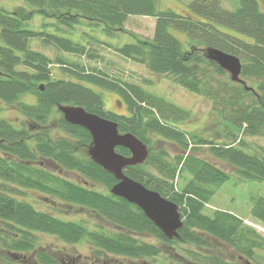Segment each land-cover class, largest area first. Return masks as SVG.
Here are the masks:
<instances>
[{
  "label": "trees",
  "instance_id": "16d2710c",
  "mask_svg": "<svg viewBox=\"0 0 264 264\" xmlns=\"http://www.w3.org/2000/svg\"><path fill=\"white\" fill-rule=\"evenodd\" d=\"M20 1L28 9L0 8V104L17 113L13 120L0 118V264L18 263L14 256L19 255L29 256L30 264H56L52 255L37 249V234L68 245L84 241L90 246V255L100 260L156 259L162 253L160 247L139 239L149 235L165 245H179L181 253L200 264H260L264 235L228 212L204 213L231 173L204 158L202 152L234 168L239 181H264V146L252 149L253 153L245 151L252 148L246 138L264 140V12L260 8L264 0H240L233 10L224 9L218 0H192L178 13L159 11L156 0ZM35 14L52 22L42 23L40 30L30 29L27 26ZM129 16L154 18L153 35L150 39L133 37L135 42L116 46L114 51L209 99L214 120L223 123L222 131L216 132L220 141L179 129L177 123L188 120L190 112L141 85L59 55L51 59L31 48L36 39L43 47L94 58L84 40L86 31L77 34L80 41L59 33L101 26L107 36H115L124 32ZM50 26L53 31L48 30ZM169 28L189 36L188 50ZM208 47L237 56L241 75L254 80L256 90L228 80L225 71L206 59ZM52 64L58 65L63 77L54 76ZM87 84L116 93L127 113L106 110L101 92ZM24 95L34 97L35 102L22 100ZM58 105L80 106L111 120L120 133H131L146 145V161L126 167L123 173L178 206L183 222L178 238L168 240L138 207L110 194L116 180L87 156L89 133L67 123ZM169 144L176 148L172 156L166 149ZM115 150L129 156L123 147ZM60 173L74 174L107 192L77 184ZM26 190L52 207L83 209L115 230L91 228L83 220H62L38 210L23 198ZM250 202L252 218L264 225V195L251 197ZM221 246L242 262L222 258L216 253Z\"/></svg>",
  "mask_w": 264,
  "mask_h": 264
},
{
  "label": "rangeland",
  "instance_id": "374dc122",
  "mask_svg": "<svg viewBox=\"0 0 264 264\" xmlns=\"http://www.w3.org/2000/svg\"><path fill=\"white\" fill-rule=\"evenodd\" d=\"M192 0H156L157 9L159 11L172 10L174 12H180L185 10L189 2ZM220 5L227 10H233L239 4L240 0H218ZM17 6H24L25 4L20 0H0V8L7 11H13ZM260 8L264 12V2H260ZM52 22V20L44 19L39 15L30 20L27 26L30 29L40 30L42 23ZM155 19L147 16H129L124 23V32H119L115 36H107L99 27H81L77 32L69 31L67 33H59L60 36L69 38L73 41H80L77 34L82 31L87 32L84 40H87V46L90 48V53L94 55V58L76 57L68 55L63 52L56 51L51 47H43L42 44L34 39L31 41V48L33 50H39L47 54L51 59H55L56 56H60L68 61H77L85 67L97 68L112 77L119 78L122 81H128L141 85L145 90L165 98L171 103L181 107L190 112L189 119L177 123V127L181 130L187 131L192 134L199 135L206 139L213 141H220L218 132H221L223 123L221 120H214V116L211 113V102L196 93L190 92L185 88L177 85L171 77L164 75H157L149 72L142 64L130 61L118 55L114 51V47L122 46L124 44L133 43L134 38H147L150 39L153 35ZM219 27V25H216ZM46 30V29H45ZM49 31H53L54 28L48 27ZM169 32L181 43L183 49L188 50L190 48L191 39L186 33L176 31L173 28H169ZM83 40V41H84ZM92 40H98L105 43H100ZM82 41V42H83ZM90 41V42H89ZM92 41V42H91ZM86 44V43H85ZM198 50H202V47L197 45ZM54 76L63 77L58 71V65L52 64L51 66ZM227 79L230 80L229 74L226 72ZM241 78L245 81L247 86L256 88V82L252 79L245 78L241 75ZM87 87L92 88L95 91L101 92L104 107L108 111H114L120 114H126V106L122 99L113 92L102 91L97 87L87 84ZM256 90V89H255ZM22 100L28 103H34V97L30 95L22 96ZM17 116L9 106L0 104V118H6L13 120ZM57 131V130H56ZM55 131V133H56ZM217 132V133H216ZM60 134V133H56ZM246 141L252 145V148L245 151L253 153L251 151L257 150L259 146H264V140L259 137H249ZM166 149L170 156L174 155L176 148L172 145H167ZM205 149V148H202ZM253 149V150H252ZM202 156L207 160L215 163L223 170L231 173L230 179L219 187L215 195L211 198L209 204L204 209V213L211 216L214 211L220 210L233 214L240 219L244 220V223L249 227L255 229L260 234L264 235V225L254 220L251 216V197L264 195V181L259 180H247L239 181L235 173V169L212 160L208 155L202 152ZM55 170V169H54ZM62 177L69 179L77 184L85 187H91L94 190L106 193L107 191L100 185L87 184L81 178H77L71 173H60ZM180 183V181H179ZM178 183V184H179ZM25 200L31 201L38 210L51 213L52 215L62 220L79 221L83 220L88 222L91 228H103L104 231H114L115 229L102 221V219L91 216L83 209L71 208L62 206L60 204L52 207L45 204L38 199V195L32 190H26L24 197ZM63 210V211H59ZM37 249L46 251L49 255L54 257L56 264H90L86 263L85 256H89L91 252L90 246L84 241L75 245H68L58 241L55 237L43 234H37ZM144 242L158 245L161 249V255L156 259L145 258L141 260L132 261L129 259L116 260L110 257L108 259H101L99 264L104 262L105 264H200L187 258L186 253H181L179 245L163 244L159 240L149 236L142 235L139 237ZM194 249V247L192 248ZM172 253L174 256H172ZM222 258L228 260L241 261L236 255L227 247L216 249ZM2 255V252H0ZM172 257L177 259L178 263L172 262ZM2 258H0L1 261ZM260 264H264V252H259L258 258ZM23 263L14 264H30L32 259L26 258ZM90 262V261H88ZM242 262V261H241ZM2 263V262H0ZM94 264V263H93Z\"/></svg>",
  "mask_w": 264,
  "mask_h": 264
},
{
  "label": "water",
  "instance_id": "95a60500",
  "mask_svg": "<svg viewBox=\"0 0 264 264\" xmlns=\"http://www.w3.org/2000/svg\"><path fill=\"white\" fill-rule=\"evenodd\" d=\"M205 57L227 72L230 81L253 91L241 78L242 63L237 56L208 47L205 49ZM57 110L67 123L81 127L89 133L91 143L87 156L116 180L109 190L110 194L138 207L168 240L178 238V230L183 226L178 206L159 192L123 173L126 167L141 165L146 161V145L131 133H120L115 122L87 112L80 106L58 105ZM117 147L127 149L129 156L117 153Z\"/></svg>",
  "mask_w": 264,
  "mask_h": 264
},
{
  "label": "flooded vegetation",
  "instance_id": "af4514ba",
  "mask_svg": "<svg viewBox=\"0 0 264 264\" xmlns=\"http://www.w3.org/2000/svg\"><path fill=\"white\" fill-rule=\"evenodd\" d=\"M26 258L27 257H25V256H14V259H15V261H17L18 263L20 262V263H24L25 261L24 260H26ZM85 260H86V263H90V264H99L98 262H100V259H98V258H95V257H93L92 255H89V256H85ZM88 261H90V262H88ZM101 263L102 264H105L104 262H102L101 261Z\"/></svg>",
  "mask_w": 264,
  "mask_h": 264
}]
</instances>
